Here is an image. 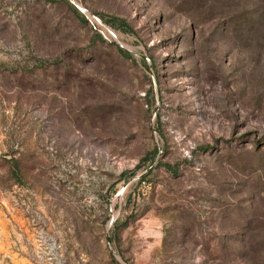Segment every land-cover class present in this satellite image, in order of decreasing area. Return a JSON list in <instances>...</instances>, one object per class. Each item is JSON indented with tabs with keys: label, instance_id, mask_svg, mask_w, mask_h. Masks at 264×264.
I'll return each instance as SVG.
<instances>
[{
	"label": "rangeland",
	"instance_id": "obj_1",
	"mask_svg": "<svg viewBox=\"0 0 264 264\" xmlns=\"http://www.w3.org/2000/svg\"><path fill=\"white\" fill-rule=\"evenodd\" d=\"M0 264H264V0H0Z\"/></svg>",
	"mask_w": 264,
	"mask_h": 264
}]
</instances>
